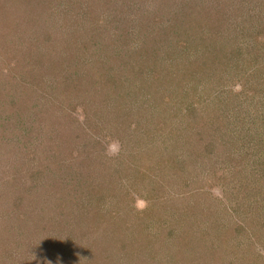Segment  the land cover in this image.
I'll return each instance as SVG.
<instances>
[{
    "label": "trees",
    "instance_id": "16d2710c",
    "mask_svg": "<svg viewBox=\"0 0 264 264\" xmlns=\"http://www.w3.org/2000/svg\"><path fill=\"white\" fill-rule=\"evenodd\" d=\"M183 1L176 0L177 6L168 10V0H0V61L5 65L0 67V80L10 76L16 80L8 88L0 84V140L13 144L16 164L21 165L10 177L15 197L8 217L20 205L37 209L31 197L43 190L44 196L56 198L61 210L60 221L52 218L47 234H66V244L77 242L71 214L85 210L89 219L95 212L101 218L105 209L117 207L116 196L101 186L111 175H120V186L125 185L121 173L126 160L131 177L146 180L148 165L156 166L153 158L161 151L145 156L144 148H162L163 143L172 153L184 151L170 161L167 172L176 180H187L184 187L201 184L188 192H173L174 201L185 200L186 205L172 214H185L193 207L187 204L189 195L205 194L219 204L249 203L242 220L256 212L264 219L260 197L264 193V51L259 47L264 46V0L201 1L210 4L207 11L200 10L198 3L183 7ZM16 10L21 13L14 18L10 13ZM258 28L263 30L260 37ZM255 33L262 43H251ZM188 49L198 54L197 59ZM202 69H206L203 78ZM210 84L213 89L207 90ZM179 94L190 100L185 103ZM59 96L78 99L85 108L77 135L48 116L54 117L63 107L57 103ZM99 98L125 102L110 109L114 120L109 133L100 123ZM174 99L176 109L167 110ZM109 103L101 104L103 111ZM68 121L80 123L71 115ZM116 132L123 134L121 167L112 166L99 146ZM257 145L258 159L245 163L247 154L241 150ZM143 161L145 166L140 164ZM36 162L39 166L34 169ZM154 177L161 185L169 181ZM213 186H220V196L208 191ZM8 187L0 184V193ZM156 203L164 201L157 199L152 205ZM210 211V218L218 216L214 206ZM26 216V212L15 214L13 229L3 220L5 233L29 237L43 230L35 224L26 233L23 225L38 221L37 217L25 220ZM88 226L90 221L83 224ZM86 237L84 229L79 238ZM21 241L16 237L10 242L16 245L11 256ZM66 249L62 250L70 256L72 249Z\"/></svg>",
    "mask_w": 264,
    "mask_h": 264
},
{
    "label": "rangeland",
    "instance_id": "374dc122",
    "mask_svg": "<svg viewBox=\"0 0 264 264\" xmlns=\"http://www.w3.org/2000/svg\"><path fill=\"white\" fill-rule=\"evenodd\" d=\"M201 1L204 0H184L182 6L186 4L192 7V5L198 3L197 6H199L200 10L205 8V11H207L210 4L203 5L200 3ZM168 3H170L169 5L167 4L168 10L177 6L176 0H168ZM19 11L16 10L10 14L15 18L18 16ZM180 17L182 19V16ZM173 18L175 19L176 16ZM256 32L259 33L260 37L263 30L258 28ZM259 40L256 39L255 33L251 43L256 45V43L263 42V39L259 38ZM259 47L264 51V46ZM187 53L191 54L189 49ZM262 53L264 54V52ZM191 55L194 60L197 59L198 54ZM210 56L208 54L207 59H210ZM1 66L4 67L5 65L0 61ZM206 68L208 69V67ZM201 73V78H203L206 69H202ZM201 73L197 72L196 75L198 76ZM4 80L6 81L0 80V84L7 86V88L11 87L14 82L16 83L15 78L12 76L8 79L4 78ZM193 83H196L195 80L191 84L193 85ZM212 87L210 84L206 89L212 90ZM12 95L15 96L14 92ZM179 95L185 103L190 100L187 94L185 96ZM60 99L63 103L60 102ZM112 100L108 101L107 98L100 100L99 98L97 100L99 106H96L98 110L102 111L100 123L103 122L104 127H107L106 132L108 133L113 127L112 121L114 120L110 109L117 104H125L124 100L121 99L118 100L119 102L115 99ZM58 102L63 107L57 109L54 117H50L51 115L48 114L49 118L64 123L65 129L75 132L74 134L77 135L80 128H82L80 124H84L85 108L82 107L78 99H73V97L63 99V97L59 96L57 98ZM106 102H110V107L108 104L107 110L103 111L105 106H101V104ZM174 103L175 99L170 101L172 108L166 107L167 110L174 111L176 109H173ZM70 115L80 121L78 126L68 121ZM213 115H215V112L210 116ZM137 119L138 117L136 116L135 121ZM126 121L129 123L128 120ZM127 126L128 124L122 127V132ZM122 132L112 134L115 138L111 137L99 144V146L103 147V151L108 154V158L111 159L112 166L118 164L121 167L122 165L120 157L123 134H118ZM80 137H83V134H80ZM73 141L77 140L73 138ZM159 142L162 143V141ZM10 144L13 145L0 140V184L2 188L9 185L8 188H4L0 193V264H264V219L261 217L262 214L261 212H256L249 220H242L243 210L249 207V203L239 200L236 203L219 204L217 201L213 202L212 197L209 199L205 194L199 197H190L189 195L190 201H187V204H193V207H189L190 209L185 214L182 212L180 214H172L173 209L176 212L177 208L179 209L182 204L186 205L185 200L183 203L182 200L179 202L174 201L173 192L181 194L188 192L192 188L201 187L200 182L189 183L184 187V183L187 180H176L167 172V169L172 164L170 161H174L173 159L179 153L182 154L184 152L181 149H177L178 151L172 153L169 150L170 148L163 146V143L162 145L160 144L162 148L159 145L152 146L153 149L144 148L145 156L156 155V152L160 153L161 151L158 157L153 158V164L156 163V166L148 165V168H151V173L149 172L150 177H146V180L135 176L132 178L133 173L128 171L126 164L128 162L126 160L121 173L125 181V187L120 186V183L122 184L120 175H111L112 179H109L111 182L108 180L106 186H101L108 188L116 196L119 203H114V206L117 207L105 209V212L101 213V218L95 212V215L89 219L91 215L85 210H77V213L71 214L70 223L74 224L75 232L80 237L85 229L88 238L86 237L83 241L78 237L77 242L71 243L68 241L70 244H66V234L59 236L55 233L49 236L46 232L52 218L57 223L60 221L61 217L58 214L61 213V210L59 211L56 206V198L49 196V194L44 196L43 190L34 191V196L32 194L31 197L35 199L37 209L35 207L27 209L20 205L19 208H13L16 209L12 214L13 217L7 216V210H12V201L15 197L11 190L14 182L10 177L15 171L14 167L17 165L21 166L16 164L15 150ZM252 147H249L248 150H241L242 154H247L245 163L258 159L260 155V151H258L260 146ZM130 148L128 147V149ZM160 155L164 157L161 158ZM240 158L242 156L238 158V161ZM140 164L145 166L146 161ZM38 166L39 162H36L33 168L36 169ZM155 175L158 178L168 177V183L161 185L160 180L154 177ZM208 191L217 196L221 195L220 186H213ZM260 194L261 200L264 201V193ZM26 199V201L30 202L29 198ZM157 199L164 201V203L152 205ZM141 201L146 204L143 210L138 208V203ZM212 206L217 209L218 213V216L214 215V218H210L209 215ZM24 212L27 213L25 220H31L35 217L38 219L33 224L23 225L26 233L30 234V227L33 228L35 224L39 226V229L43 230L29 237L27 234V236L20 237L5 233L3 227L5 222L2 221L5 220L6 224L12 225L13 229L16 223L14 215ZM83 220L84 223L90 221V226L83 227ZM15 227V231H18L19 227ZM63 227L65 230L68 229L67 226ZM2 234H5V236H1ZM16 237L20 241L22 240L20 242L21 245L17 248V251L14 250L15 255L11 256L10 250L12 252V248L16 245L10 242L14 241ZM63 248L72 249L70 256L64 253Z\"/></svg>",
    "mask_w": 264,
    "mask_h": 264
},
{
    "label": "clouds",
    "instance_id": "9594fccd",
    "mask_svg": "<svg viewBox=\"0 0 264 264\" xmlns=\"http://www.w3.org/2000/svg\"><path fill=\"white\" fill-rule=\"evenodd\" d=\"M145 207H146V204L143 201H141V202L138 203V208L140 210H143Z\"/></svg>",
    "mask_w": 264,
    "mask_h": 264
}]
</instances>
